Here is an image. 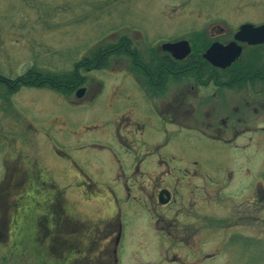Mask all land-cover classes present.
<instances>
[{"label": "flooded vegetation", "instance_id": "flooded-vegetation-1", "mask_svg": "<svg viewBox=\"0 0 264 264\" xmlns=\"http://www.w3.org/2000/svg\"><path fill=\"white\" fill-rule=\"evenodd\" d=\"M240 26L223 40L214 38L223 35L224 28H211L206 49L193 37L142 45L140 84L135 86L139 92H126L120 104L116 100L122 98L121 87L108 88L106 101L96 105L94 99L105 91L81 84L74 90L75 100L67 104L63 81L57 88L19 87L14 78L0 76V242L5 246L14 237L32 240L40 253L46 250L53 257L42 264H118L129 223L125 212L135 202L141 212L146 207L155 231L172 239L174 247L166 246V253L200 252L204 247L199 240L217 234L218 251L234 239L255 247L257 226H247L253 227L264 202V182L256 178L259 153L249 148L257 145L260 134L264 138L259 133L264 130V55L259 53L264 44L238 42L241 55L224 69L204 58L214 42H233ZM184 40L190 52L183 59L163 48ZM168 82L187 85L174 88L165 101ZM23 89L32 91L20 93ZM35 89L52 94L46 104L39 102ZM55 104L58 113L50 111ZM142 106L159 118L150 124L155 133L154 124L166 134V126L176 125L222 145L220 165L211 169L193 158L170 167L160 158L153 170L148 169L151 160L134 149V144H142L144 121L152 116L142 113ZM69 121L80 126L72 129ZM68 132L75 140L88 132L97 135L93 140L99 142L91 147L100 151L97 161L106 168L91 166L92 157L73 158L63 152ZM68 190L74 191L70 197ZM184 243L190 245H175Z\"/></svg>", "mask_w": 264, "mask_h": 264}, {"label": "rangeland", "instance_id": "rangeland-1", "mask_svg": "<svg viewBox=\"0 0 264 264\" xmlns=\"http://www.w3.org/2000/svg\"><path fill=\"white\" fill-rule=\"evenodd\" d=\"M246 22L264 24V0H0V76L16 80L28 73V70L37 69L42 73H56L63 77L65 73L72 72L75 65L83 59L92 60L107 46L123 43L124 39L133 42L132 50L141 51L142 45L145 48L154 47L158 42L183 37H193L204 46L212 41L209 36L211 28H224V34L214 38L223 40ZM259 53L264 55V51ZM91 56L92 58H88ZM130 63L129 57L117 54L110 57L108 62L103 61L101 68L97 67L89 72L79 70L85 76L82 84L90 89L105 91L102 96L94 99L96 105L106 101V91L111 87H121L122 98H118L116 104L125 100L123 95L126 92H139L135 87L140 84L138 71L132 70ZM183 85H187V82H168L166 86L169 90L164 91L162 98L167 101L171 91ZM64 90L68 96L67 104L75 100L74 90L67 87ZM26 91L30 93L32 90L23 89L20 93ZM34 91L41 104L48 102V95L52 96L43 90ZM128 102L131 103L130 106L137 107L134 102ZM50 109L51 112H59L57 104ZM22 113L28 116L25 108H22ZM142 113L152 116L144 121L147 125L142 128V144H134V149L137 154L142 153V158L151 160L152 163L147 164L148 169L153 170L160 158L170 167L186 165L193 158L198 159L201 166L211 169L222 162L221 150H225L222 145L196 137L190 130L176 125L166 126L169 132L166 134L157 129L158 124H154L155 131H158L155 133L150 124L159 122V118L152 109H145L143 106ZM68 125L73 129L78 128L80 123L69 121ZM259 133L264 136V130ZM66 135L67 142L63 152L73 158L78 155L92 157L91 166H99L101 170L106 168V165L101 166L97 161L100 151L91 147L99 142L93 140L97 135L94 137L93 133L88 132L78 140L73 139L69 132ZM259 138L257 145L251 146L249 151L255 149L259 153L256 178L264 182V138L261 134ZM87 140L89 141L85 142ZM81 142L84 143L80 145ZM166 142L168 145H165ZM70 145L83 149H78L77 152L69 149ZM173 154L177 156L174 161L170 156ZM50 156L51 159L58 160L53 152H50ZM100 178L104 181L103 177ZM73 192L67 191L69 197ZM125 214L130 224L125 225L124 239L118 251V264H176L174 262L177 261L192 264H264L262 201L253 227L247 226L250 230L257 226L256 232L260 236L255 247L244 244V240L234 239L222 246L220 251L215 248L221 235L217 234L199 240L201 242L198 245L204 247L200 252L169 249L166 253L164 248L174 247V243L170 237H163L155 231L154 221L145 206L141 212L139 205L131 202ZM231 231L227 232V236ZM242 231L249 234L245 228ZM0 244H3L0 249V264H42L53 258L46 250L40 253L33 246L32 240L14 237L8 245L4 246V242Z\"/></svg>", "mask_w": 264, "mask_h": 264}, {"label": "trees", "instance_id": "trees-1", "mask_svg": "<svg viewBox=\"0 0 264 264\" xmlns=\"http://www.w3.org/2000/svg\"><path fill=\"white\" fill-rule=\"evenodd\" d=\"M133 42L131 40L124 39L123 43L118 44H112L107 46L104 50L97 53L96 56L90 60V59H83L81 62L75 65V69L70 73H65L63 77L59 74H52V73H42L41 71H38L37 69H30L28 70V73L19 76L15 81H17L18 86H42L47 88H57L61 85V82L66 86L69 90H75L79 85L83 83L84 77L81 78L79 76L78 71L80 69L84 70H93L97 67L101 68L103 61L108 62V59H110V56L113 55H124L127 58H130V64L132 70H140L142 63V54L138 50L131 49L133 47ZM208 42L203 46L204 49H206L209 46ZM131 50H129V49ZM94 54V53H93ZM92 54V56H93ZM88 57V58H92ZM235 65L230 67L227 70H231L234 68ZM230 78H227V81ZM220 84V83H219ZM233 85V83H228V85Z\"/></svg>", "mask_w": 264, "mask_h": 264}, {"label": "water", "instance_id": "water-1", "mask_svg": "<svg viewBox=\"0 0 264 264\" xmlns=\"http://www.w3.org/2000/svg\"><path fill=\"white\" fill-rule=\"evenodd\" d=\"M239 42H246L249 45H257L264 43V24L255 26L246 23L240 26L238 32L235 34V41L223 45L219 42H214L205 52L204 58L212 65L219 68H227L240 56L242 48L238 45ZM163 48L167 51L173 52L178 59H183L190 52L188 41H178L176 43H166ZM83 94V89L79 90L77 96Z\"/></svg>", "mask_w": 264, "mask_h": 264}]
</instances>
